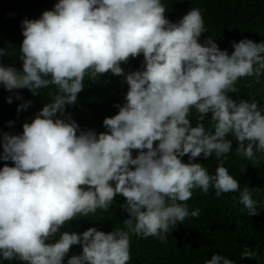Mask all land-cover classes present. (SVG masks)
Returning <instances> with one entry per match:
<instances>
[{"label": "clouds", "instance_id": "clouds-1", "mask_svg": "<svg viewBox=\"0 0 264 264\" xmlns=\"http://www.w3.org/2000/svg\"><path fill=\"white\" fill-rule=\"evenodd\" d=\"M167 11L165 0H58L39 18L23 20L18 54L8 50L13 45L0 48V57L16 55L22 63L19 70L0 64V86L34 96L54 89L21 134L0 138V160L14 165L0 167V264H64L74 245L82 252L66 264H131L133 236L166 244L179 224L200 216L187 203L194 190L214 191L215 198L239 192L247 214L259 215L253 194L264 190H241L224 163L233 149L229 136L238 142L237 156L252 160L264 152V109L251 94L229 95L240 92L243 78L260 83L264 41L233 42L229 54L212 36L200 42L208 31L201 9L178 22ZM140 55L141 68L126 73L121 65ZM109 72L128 86L125 102L103 120L105 131L80 130L66 105L77 103L86 76L96 81ZM16 98L22 99L18 92ZM213 155L214 173L194 162ZM117 195L125 198L123 227L60 231L98 209L109 211ZM243 258L260 264L259 252L246 246ZM204 264L235 261L213 253Z\"/></svg>", "mask_w": 264, "mask_h": 264}, {"label": "trees", "instance_id": "trees-1", "mask_svg": "<svg viewBox=\"0 0 264 264\" xmlns=\"http://www.w3.org/2000/svg\"><path fill=\"white\" fill-rule=\"evenodd\" d=\"M58 0H0V48L13 45L8 49L18 54L23 40L21 24L24 19H37L46 10H51ZM168 5L166 17L172 22H178L192 8L202 10L205 25L208 31L202 35L203 43L207 36L216 39L221 50L227 49L229 54L234 51L233 42L248 39L255 43L264 41V0H165ZM0 64L13 65L19 70L22 63L12 55L0 57ZM143 64V56L129 58L122 64L125 72L139 70ZM90 75V74H89ZM123 77L114 76L111 72L102 74L96 81L85 77V88L78 94L75 105L67 106L66 113L70 114L79 125L80 130L93 129L97 133L105 131L103 120L118 112L115 105H123L128 86L122 83ZM251 84V86H249ZM240 92L229 93L232 99L248 100V94L255 96L260 109H264V73L260 83L248 77L238 81L236 85ZM22 99H17L16 94ZM53 88L43 89L34 96L28 89L13 90L12 92L0 86V138L4 132L21 134L23 124L31 122L46 103L51 102L49 94ZM11 96L12 102L7 98ZM27 101L31 106L26 110L17 111L18 107ZM211 113L207 119H210ZM192 126H196V114L190 118ZM206 127L207 120L205 121ZM233 140V149L228 154L224 166L229 169L241 186L250 190L261 188L264 190V152H255L252 160L237 156L235 148L238 142ZM3 149L0 147V153ZM255 151V150H254ZM138 154L133 150V157ZM185 162L188 156L182 158ZM194 162L204 164L210 173H214L218 161L213 155L208 160L203 157L195 158ZM11 161L0 160V167ZM243 167V171H241ZM124 197L117 195L109 211L97 210L88 218L79 217L65 227L61 232L82 233L90 227H95L105 233L112 231L116 226L123 227V220L128 214L120 205ZM253 199L259 201V215L249 216L247 210L239 202V192L222 194L215 198L214 191L207 195L200 190H194L192 198L187 202L190 210L199 208L198 218H187L174 229L166 244L154 238H131V264H204L213 253H220L235 261V264H258L257 260L240 259V254L246 246L250 250L259 252L260 264H264V191L260 195L253 194ZM82 252L80 245L71 247L65 257L79 255ZM3 264H20V262L4 261Z\"/></svg>", "mask_w": 264, "mask_h": 264}]
</instances>
